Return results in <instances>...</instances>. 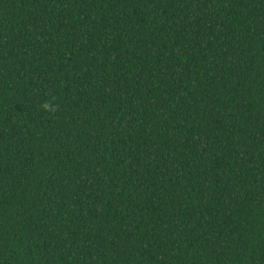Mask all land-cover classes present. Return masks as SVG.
Instances as JSON below:
<instances>
[{
    "label": "trees",
    "instance_id": "16d2710c",
    "mask_svg": "<svg viewBox=\"0 0 264 264\" xmlns=\"http://www.w3.org/2000/svg\"><path fill=\"white\" fill-rule=\"evenodd\" d=\"M0 264H264V0H0Z\"/></svg>",
    "mask_w": 264,
    "mask_h": 264
}]
</instances>
